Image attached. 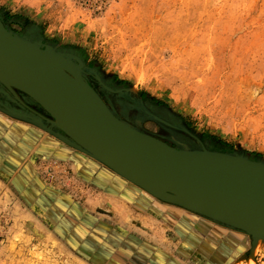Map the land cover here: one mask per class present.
Returning a JSON list of instances; mask_svg holds the SVG:
<instances>
[{
	"label": "rangeland",
	"instance_id": "374dc122",
	"mask_svg": "<svg viewBox=\"0 0 264 264\" xmlns=\"http://www.w3.org/2000/svg\"><path fill=\"white\" fill-rule=\"evenodd\" d=\"M0 19L80 63L101 91L104 79L117 82L112 102L127 109V123L174 144L264 159V0H0ZM54 170L50 180L75 185L70 167ZM18 197L0 184V264H96L51 234ZM142 229L172 248L183 242L167 221ZM249 257L246 248L236 264ZM253 257L264 264V240Z\"/></svg>",
	"mask_w": 264,
	"mask_h": 264
},
{
	"label": "water",
	"instance_id": "95a60500",
	"mask_svg": "<svg viewBox=\"0 0 264 264\" xmlns=\"http://www.w3.org/2000/svg\"><path fill=\"white\" fill-rule=\"evenodd\" d=\"M0 83L48 114L45 130L88 154L152 197L264 240V159L178 147L117 117L81 65L52 46L9 30L0 19ZM153 118L168 123L158 116ZM44 124V123H43Z\"/></svg>",
	"mask_w": 264,
	"mask_h": 264
},
{
	"label": "crops",
	"instance_id": "0c3cea01",
	"mask_svg": "<svg viewBox=\"0 0 264 264\" xmlns=\"http://www.w3.org/2000/svg\"><path fill=\"white\" fill-rule=\"evenodd\" d=\"M23 99L17 100L0 83V184L13 190L51 234L68 242L86 260L96 264H236L249 249L250 236L242 230L152 197L54 131L45 130L41 112ZM52 161L70 167L77 180L74 186L46 176ZM161 221L174 226L180 234L174 240L182 244L172 248L142 229ZM187 250L194 254L193 261Z\"/></svg>",
	"mask_w": 264,
	"mask_h": 264
},
{
	"label": "flooded vegetation",
	"instance_id": "af4514ba",
	"mask_svg": "<svg viewBox=\"0 0 264 264\" xmlns=\"http://www.w3.org/2000/svg\"><path fill=\"white\" fill-rule=\"evenodd\" d=\"M86 80L95 89V91L101 96V98L103 99V101L108 105V107L114 112V114L117 117L123 119L126 122H129L128 119H127V112H128L127 109L124 108V107H122V105H120V108L118 109V100H116L117 102H115V103L112 102V98L114 99V96L113 95L116 94V93H118V90H119L118 89V86L119 85H118L117 82H113L112 80L104 79V82L105 83H103V84H104V86H107L108 85L109 88H110V91H108V90L106 91V89H105L106 87L104 88V86H102L103 91H101V89H98V87L94 83H92V81L89 78H86ZM155 110H158V108H156ZM142 112L145 115H149V113H150L149 111H145V110H143ZM157 113L158 114H161V116L164 119H166L167 121H172V119L167 114L163 113L161 110H158ZM135 118H137V117H135ZM138 118H141V117H139V115H138ZM172 123L176 124L175 122H172ZM135 127H136V125H135ZM157 137H159V136H157ZM159 138L163 139L164 141H167L171 145H175V146H178V147H184V146L194 147V146L183 145V144H174L171 141H169L168 139H166L165 137H159Z\"/></svg>",
	"mask_w": 264,
	"mask_h": 264
},
{
	"label": "built area",
	"instance_id": "2783aa9c",
	"mask_svg": "<svg viewBox=\"0 0 264 264\" xmlns=\"http://www.w3.org/2000/svg\"><path fill=\"white\" fill-rule=\"evenodd\" d=\"M55 168H59L61 172H66V168H63L57 161H52L46 170L49 179H54L57 176L59 170H54Z\"/></svg>",
	"mask_w": 264,
	"mask_h": 264
},
{
	"label": "bare ground",
	"instance_id": "6f19581e",
	"mask_svg": "<svg viewBox=\"0 0 264 264\" xmlns=\"http://www.w3.org/2000/svg\"><path fill=\"white\" fill-rule=\"evenodd\" d=\"M33 230H34V229H33ZM35 231H36V230H35ZM260 241H261L260 238L258 239V241H256V249H257V247H258ZM256 249H254V250L256 251ZM255 251H254V252H255ZM248 261H249V264H254V260L252 259V257H249Z\"/></svg>",
	"mask_w": 264,
	"mask_h": 264
},
{
	"label": "trees",
	"instance_id": "16d2710c",
	"mask_svg": "<svg viewBox=\"0 0 264 264\" xmlns=\"http://www.w3.org/2000/svg\"><path fill=\"white\" fill-rule=\"evenodd\" d=\"M225 150H228V149H225ZM231 151V150H230Z\"/></svg>",
	"mask_w": 264,
	"mask_h": 264
}]
</instances>
